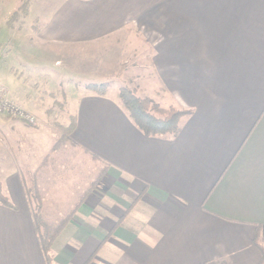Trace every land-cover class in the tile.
I'll use <instances>...</instances> for the list:
<instances>
[{
    "label": "crops",
    "instance_id": "obj_1",
    "mask_svg": "<svg viewBox=\"0 0 264 264\" xmlns=\"http://www.w3.org/2000/svg\"><path fill=\"white\" fill-rule=\"evenodd\" d=\"M15 4L0 0L4 22ZM25 20L37 32L7 31L0 60L16 80L0 83L37 116L36 83L16 70L57 80L61 125L75 122L61 144L99 168L82 165L62 193L50 157L63 134L0 115L11 205H0V264H46L21 173L31 169L41 215L49 202L69 218L52 264H264V0H31ZM102 83L103 96L79 90ZM127 85L188 112L179 133L139 132L118 97Z\"/></svg>",
    "mask_w": 264,
    "mask_h": 264
},
{
    "label": "rangeland",
    "instance_id": "obj_2",
    "mask_svg": "<svg viewBox=\"0 0 264 264\" xmlns=\"http://www.w3.org/2000/svg\"><path fill=\"white\" fill-rule=\"evenodd\" d=\"M17 6H18V3L14 5L13 10ZM4 23H5L4 22V16H2L0 14V48L4 47L3 45L8 43V41H9V34L7 37V31L8 30H6ZM32 23L33 22H31V20H28V21L23 20L19 25H21V24L27 25V24H32ZM32 26H33L34 31L37 32V23H33ZM5 61H6V59H5ZM5 61L1 62V60H0V82L2 84H5L6 88L11 89L12 84L14 83V80H16V77L14 74L9 72L8 67L13 62H12V60H8V59L6 62ZM142 66H145V62ZM21 70L22 71H20L18 69V70H16V72L22 73L21 77H22V80H24L23 83L26 87H29V89L31 90V87H33L34 84L36 83V87H33V88H35L37 90V95H34V94L31 95V96H33V100L31 103H32V106H34V108L32 107V109L34 111H37V116L32 111L29 112V111L25 110L17 101H15L14 98L11 97V99H13V101L17 105H19L23 110L28 112V114H30V116H32L34 118L35 123L32 125H29V126H34L37 128L38 127L52 126L54 128L53 130L56 131L57 135L60 133L63 134L64 132L59 128V126H62L60 120L62 117V113H64V108H62V107H63V104H65V102H64L65 97H66L65 90L59 89L57 80L56 81L50 80L49 77L45 76L44 74H41V75L37 74L38 70H36V69H33L31 72H28V69L25 70V68H22ZM138 70H139V68H138ZM141 76H142L141 79L145 78L144 70H143ZM121 79H123V80L125 79L124 83L128 84L129 86L131 85L130 83H132V81L129 82L130 80H127L128 75H124V78H123V76H122V78L119 77V80H121ZM128 85L125 88H128L129 90L134 91L136 96H138L140 98H147L144 95L145 92H143L144 89H142V87H139V89L135 90L136 88L135 89L129 88ZM44 87H46V90H44ZM121 88H123V87H121ZM36 90H34V91H36ZM79 90L81 91V93L83 91L88 92L84 89V86H81V88ZM89 93H91V92H89ZM24 94H28V93L24 92ZM49 96H52L53 98L50 99ZM52 101H54L53 104H52ZM153 102L156 103L155 101H153ZM57 103H60L62 106L59 107L58 105H56ZM160 107L164 108L162 106H160ZM164 109H167V108H164ZM0 115H3V114L0 113ZM22 123H24V122H22ZM58 139H59V141H58ZM62 139H65V137H60L58 135L57 141L54 144V148L57 149L58 151L56 152V154L53 155V157H50L51 158L50 160H53L52 164H55V165L59 164L60 165V168H57L56 170L60 171V169H62L60 171L61 174H60V176H58L55 183H57V185L60 186V188H61L60 191L62 193H65L66 192V185H67V181H65L66 177L70 178L68 181L71 183L72 182L71 176L73 175V177H74V174L77 173L75 171L78 169H82V165L84 166V168H86V167L88 169L96 168V170L99 168V165L96 163H89L87 160L84 162V160L81 159V155H79L77 152H71L69 149H66L67 145L61 144L63 142ZM13 157L16 160L18 159L19 163L18 162L17 163L20 165V163L22 162L23 159H21V158L19 159V156H16V155ZM66 164H71L70 166H73V168H72L73 170H72L71 174L69 173L68 175H65L66 172H64V171H66V169L68 168L67 166H65ZM94 164H96V165H94ZM56 170H55V173H56ZM42 172L44 174L43 176H45L47 178L46 180H48L50 178L49 177V167L46 168L45 171H42ZM73 172H75V173H73ZM21 173L23 175L22 177H23V183L25 185L24 187H25L26 195L28 194L27 200H29L31 208L33 209L34 207L39 206L40 210H41L42 204L40 201H38L40 199H39V196H37V187H36L37 183L35 182V179L33 177L34 170L31 169L29 172L26 171V173L21 171ZM76 177L80 178V172L77 173ZM76 186H77V184L73 188H76ZM46 190L50 194V190L53 191V188H51L50 186L47 185ZM43 206L45 207L44 212L46 214L44 216H46V218L41 215V220H42V222H45V224L47 226H53V225L56 226V224H58L59 222L62 221L61 220L62 218H57V216H58V215H56L57 213L51 211L50 208H54V206L49 204V202L43 204Z\"/></svg>",
    "mask_w": 264,
    "mask_h": 264
},
{
    "label": "trees",
    "instance_id": "obj_3",
    "mask_svg": "<svg viewBox=\"0 0 264 264\" xmlns=\"http://www.w3.org/2000/svg\"><path fill=\"white\" fill-rule=\"evenodd\" d=\"M16 1L18 6L5 20V27L9 31L15 30L16 27L29 16L30 12L31 0ZM84 89L93 94L103 96L108 92L109 84H87L84 85ZM118 97L131 122L145 137H175L180 131L181 120L188 115V112L177 110L172 107L167 109L161 108L151 99L140 98L135 95L134 91L125 87L119 89ZM56 105L59 107L62 106L60 103H57ZM62 108H64V104ZM74 124V119L71 118L67 127L59 126L64 132L63 136L65 139L71 135L74 129ZM0 205L8 208L11 207L9 200L2 192L1 183ZM31 211L45 263L52 264L51 245L61 230L65 227L69 218L63 219L56 224V226H47L41 220V210L39 206L34 207Z\"/></svg>",
    "mask_w": 264,
    "mask_h": 264
},
{
    "label": "built area",
    "instance_id": "obj_4",
    "mask_svg": "<svg viewBox=\"0 0 264 264\" xmlns=\"http://www.w3.org/2000/svg\"><path fill=\"white\" fill-rule=\"evenodd\" d=\"M0 113L27 125H32L35 120L28 112L17 105L8 92V90L0 83Z\"/></svg>",
    "mask_w": 264,
    "mask_h": 264
}]
</instances>
